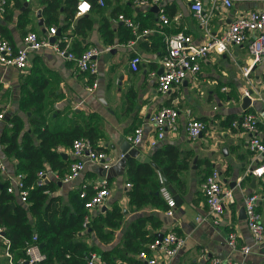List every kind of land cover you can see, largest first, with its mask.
Here are the masks:
<instances>
[{
	"label": "crops",
	"instance_id": "crops-1",
	"mask_svg": "<svg viewBox=\"0 0 264 264\" xmlns=\"http://www.w3.org/2000/svg\"><path fill=\"white\" fill-rule=\"evenodd\" d=\"M42 1L21 0V8H16L12 1H8L6 12L0 14V36L15 48H19L25 33L31 31L46 36L50 27H56L57 30L60 29L58 37L66 38L70 51L76 56L90 48H113L109 53H101L97 57L96 75L78 72L74 63L57 56L50 48L31 52L24 74L14 68L0 66V113L5 114L4 119L0 121V136L6 127H11L8 120L12 115L22 117L25 130H28L26 115L18 110L17 102L24 78L31 69L41 66L48 78L47 91L50 93V99L47 103L51 104L53 113L62 112L67 108L96 113L100 117L103 134L97 146L102 148L111 161L119 159L121 144L127 141L134 129L143 127L144 143L137 148L139 162L145 163L146 159L150 162V156L156 148L170 144L178 148L188 163V168L179 173L178 184L168 183V189L166 188L172 197H178L171 216L167 215L168 209L163 211L151 205L131 210L127 196L131 185L127 183L124 170L122 176L113 178L108 183L110 196L105 204L91 213L93 217L103 207L109 209L114 202L121 207V226L110 232L112 241L102 244L94 235L85 237V233L80 236V240L88 246L111 249L120 244L122 235L135 219L150 217L152 220L146 227L149 235L156 238L157 234L174 232L185 239L183 248L169 264H209L215 258L220 264L230 261L264 264V254L260 253L264 241L260 245H254L247 228L246 216L239 218L240 211H244L245 197L257 195V211L262 215L264 223V174L259 178L250 173L253 169L264 166V156L251 153L247 149L248 135L231 127V122L240 119L247 111L257 116L260 128L264 126V58L260 63L252 65L245 45L230 47L223 55L209 56L202 63L195 79L188 78L180 86L172 88L169 93L161 94L157 90L156 78L150 74L159 73L161 70L160 59L165 53V38L184 32L191 36L196 45L209 38L206 30L193 17L189 0H166L160 6L149 7H139L134 0H103L104 6L101 7L98 0H93V6L88 13L81 16L75 14L71 20H66L61 13L57 24L50 27L42 14ZM80 1L82 0H78L76 7ZM83 1L91 5L90 0ZM201 1L205 12L210 13L208 32L210 36L216 37L220 36L239 14L264 8V4L256 0H233L229 9L220 8V3H214L213 0ZM25 2L28 3L27 7H24ZM26 8L30 10V21L22 29L18 26V18ZM39 10L40 18L37 17ZM160 10L168 17L169 24L161 23ZM120 14L138 22L142 29L152 32L136 40L131 48L126 47L130 34L117 20ZM40 20L41 27L38 24ZM106 29L110 30H107L108 43L103 37V31ZM134 54H138L142 59L137 72L131 71L129 67V61ZM248 66L250 71L245 76L244 69ZM94 82L97 83V88L90 92L88 88ZM250 89L254 91L250 97L251 106L243 111L242 99ZM162 107L179 110L178 128L175 132H167L165 138L156 147L151 148L149 141L154 137V130L150 120ZM186 110L190 111L191 118L203 122L206 126V130L196 140L187 137ZM60 152L65 159L73 162L70 149H60ZM0 157L7 165L9 173H14L15 160L4 154L1 145ZM100 168L96 164L87 163L78 178L69 183L57 181L58 188L53 195L67 199L70 193L80 191L83 185L90 189L103 179L98 173ZM213 169L219 171L224 187L230 190L234 197V202L226 206L219 226H214L207 218V206L201 191L204 177ZM47 176L49 180L54 181L50 174ZM0 177L5 181V176ZM197 217H204L205 221L197 223ZM230 233L236 235L235 252L227 246ZM244 246L252 248L245 256L239 251ZM5 253V245L0 239V264H8ZM118 264L147 263L137 255L132 262Z\"/></svg>",
	"mask_w": 264,
	"mask_h": 264
},
{
	"label": "trees",
	"instance_id": "trees-1",
	"mask_svg": "<svg viewBox=\"0 0 264 264\" xmlns=\"http://www.w3.org/2000/svg\"><path fill=\"white\" fill-rule=\"evenodd\" d=\"M8 1H12L16 8L22 7L21 0ZM77 2L43 0L42 14L47 26L57 24L61 13L66 20L73 19ZM90 2L93 6V0ZM29 13L30 10L26 8L19 15L20 28L29 24ZM107 30L103 31V37L108 43ZM129 34L128 39L131 40L130 31ZM44 73L41 66L31 69L20 88L17 108L26 115L28 130H25L22 117L12 115L8 120L11 127H6L0 136L4 154L15 160L14 172L24 175V183L29 188L26 202L20 203L14 193H7L8 182L0 177V229L9 242L12 260L14 264H25L26 247L36 235L39 245H42L41 253L45 256L40 264H86L84 259L90 253L98 254L100 260L107 264L132 262L155 239L146 229L152 218L135 219L122 235L120 244L111 249L88 246L80 240L84 233L85 237L94 235L102 244L112 241L110 232L121 226V207L112 203L109 209L91 217L88 228L84 230L82 224L87 214L84 203L94 194L92 187L86 188L85 198H80V191H75L63 199L60 195H53L58 188L57 181L49 180L41 186L36 185L39 172L53 171L60 178L66 175L71 161L63 157L60 149H71L74 140L87 138L97 151H103L97 146L103 138L100 117L96 113L68 108L53 113L51 104L47 103L50 93L47 91L48 78ZM28 113L30 116H27ZM187 168L188 163L183 155L170 144L156 148L150 156V162L129 158L124 170L127 183L131 185L127 192L131 210L151 205L166 211L168 205L160 194L162 186L159 176L169 184H178L179 173Z\"/></svg>",
	"mask_w": 264,
	"mask_h": 264
},
{
	"label": "built area",
	"instance_id": "built-area-1",
	"mask_svg": "<svg viewBox=\"0 0 264 264\" xmlns=\"http://www.w3.org/2000/svg\"><path fill=\"white\" fill-rule=\"evenodd\" d=\"M139 7H149L151 5L160 6L166 0H134ZM264 4V0H256ZM190 10L193 17L202 26L207 35L208 40L201 44H194L191 36L184 32L169 35L165 38V53L160 59L161 73H151L150 76L156 78L157 90L161 94L169 93L172 88L180 86L186 79H195L201 69L202 63L211 55H223L229 51L230 47L246 46L247 52L251 57L252 65L260 63L264 58V8L254 11H248L239 14L227 29L218 37L210 36L208 32L210 13H206L201 0H189ZM214 3H220V8L229 9L233 0H213ZM99 6H104L103 0H98ZM8 6L7 0H0V14L6 12ZM91 5L87 1H80L76 7V16L88 13ZM159 19L163 25L169 24V19L163 10L159 11ZM117 20L122 23L132 35V39L126 44L131 48L133 43L149 35L152 31L141 29L138 22L126 17L122 14L117 16ZM57 28L50 27L46 36H40L35 32H27L22 37L21 46L15 48L9 41L0 36V66L5 68L11 67L21 73H25L28 68V56L31 52L39 51L43 48H50L54 53L74 63L76 69L80 73L96 75L98 73L97 57L101 53H109L113 47H106L103 50L90 48L80 55L76 56L70 51V44L66 38L57 37ZM51 38H55L53 43ZM142 63V59L138 54H134L130 61L129 67L131 71L137 72ZM251 66V65H250ZM250 66L244 69V75L247 76ZM97 88V83L88 88L93 92ZM188 120L186 122V134L188 139L196 140L206 130L203 122L191 118V113L186 110ZM4 113H0V121L4 119ZM179 110L172 107L160 108L151 118L150 125L154 130V137L149 141L151 148L156 147L160 141L165 138L167 132H175L178 128ZM231 127L241 130L248 135L247 149L256 155L264 156V126L260 128L259 120L256 115L248 113L244 114L240 119L231 122ZM127 142L131 148H138L144 143V129L138 127L133 133L127 137ZM70 154L74 158L68 168V172L63 178H60L56 172L47 171L39 172L37 186L48 182L47 174H50L54 181L69 183L78 178L85 169L87 163H93L101 168L108 170L117 161L110 160L103 151H97L91 141L87 138H79L73 141ZM250 173L255 177H262L264 174V166L253 169ZM5 176L8 182L7 193H14L21 203L26 202L29 188L24 183V175L20 173H9L7 165L0 157V176ZM161 184L160 194L168 205L167 215H172L175 208V200L163 184V179L159 176ZM130 186V185H127ZM86 185L80 190V198L86 197ZM94 194L84 203L87 214L84 217L82 227L86 230L90 223V217L93 210L102 207L110 196L108 189V180L103 178L92 186ZM201 191L205 198L207 206V218L214 226H219L226 210V206L234 202L233 193L224 187L221 175L217 169H213L204 177L201 183ZM259 196L249 195L244 199V211L246 216L247 228L251 233L254 245H260L264 241V223L262 215L257 211ZM204 217H197L196 222H204ZM3 230L0 229V239H2L6 248V257L8 264H14L12 256L9 253V242L2 236ZM185 239L174 232L164 234L161 239L155 238L146 247V250L138 254V258L147 264H169L170 261L183 248ZM227 246L232 251H237L236 235L230 233L228 235ZM251 247L244 246L239 249L242 255L251 252ZM25 264H40L45 256L41 253L37 236L32 237L31 243L26 247ZM86 264H107L100 260L95 253H90L85 257ZM209 264H220L215 258ZM227 264H242L239 261H230Z\"/></svg>",
	"mask_w": 264,
	"mask_h": 264
},
{
	"label": "water",
	"instance_id": "water-1",
	"mask_svg": "<svg viewBox=\"0 0 264 264\" xmlns=\"http://www.w3.org/2000/svg\"><path fill=\"white\" fill-rule=\"evenodd\" d=\"M28 6V3L25 2L24 3V7H27ZM40 10L37 11V17L40 18ZM39 26L41 27L42 26V21L40 20L39 21ZM43 32V31H42ZM60 35V29L57 31V37ZM55 41V38H51L50 39V42L53 43ZM161 73V70L159 72V74ZM254 91L252 89L248 90V93L246 96L243 97L242 99V104H241V109L243 111H246L250 106H251V96L253 95ZM6 120H8V118H6ZM120 150H121V154L123 155V157L117 161L113 166H111L108 170H105L103 168H100L99 169V175L102 177V178H106L107 180H111L113 178H117L119 176H122L123 175V172H124V169H125V165H126V162L129 158H134V159H138L139 158V150L137 148H131L130 144L127 142V141H124L122 142L121 144V147H120ZM65 157V156H64ZM145 163L149 162V160H144ZM152 166H154L152 164ZM154 168L156 169V167L154 166ZM163 179V184L164 186H168V183L167 181ZM173 199L175 200V203L177 204V200H178V197L175 196L173 197ZM106 210V207H103L101 209L102 212H104ZM245 217V211H240V219H243ZM5 233L3 232L2 233V236L4 237ZM156 238L158 239H161V237L163 236V234H157L155 235ZM40 247H42V245H40ZM260 253L261 254H264V244L261 245L260 247Z\"/></svg>",
	"mask_w": 264,
	"mask_h": 264
}]
</instances>
